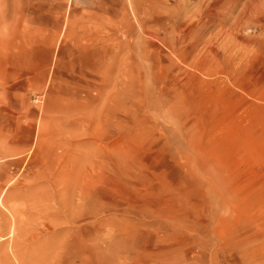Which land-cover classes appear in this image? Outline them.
I'll use <instances>...</instances> for the list:
<instances>
[{
  "label": "rangeland",
  "instance_id": "374dc122",
  "mask_svg": "<svg viewBox=\"0 0 264 264\" xmlns=\"http://www.w3.org/2000/svg\"><path fill=\"white\" fill-rule=\"evenodd\" d=\"M206 1L0 0V264H264V0Z\"/></svg>",
  "mask_w": 264,
  "mask_h": 264
},
{
  "label": "bare ground",
  "instance_id": "6f19581e",
  "mask_svg": "<svg viewBox=\"0 0 264 264\" xmlns=\"http://www.w3.org/2000/svg\"><path fill=\"white\" fill-rule=\"evenodd\" d=\"M184 1L186 2L187 0H184ZM238 1L239 0H208V1H206V4L204 5V11L202 12L200 10L201 14H203L204 17L206 18V20L205 19L203 20V23L207 25L208 23L213 22V24H219V25L223 26L226 19H227V16L231 14L234 7L237 5ZM253 3H255V1H253ZM247 4H248V2H247ZM247 4L246 5L244 4L243 8H241V10L239 11V16H240L239 18H241V21H243V22H244V20H242V19H245L246 17H250L254 13H257L261 10L258 6L259 5L258 3H256V8L253 6L252 7L247 6ZM238 20L240 21V19H238ZM258 22H260V21H258ZM185 33H186V31L184 32L183 37H185ZM17 255H19V254H17ZM19 264H20V262H19Z\"/></svg>",
  "mask_w": 264,
  "mask_h": 264
},
{
  "label": "crops",
  "instance_id": "0c3cea01",
  "mask_svg": "<svg viewBox=\"0 0 264 264\" xmlns=\"http://www.w3.org/2000/svg\"><path fill=\"white\" fill-rule=\"evenodd\" d=\"M38 2H40V1H48V2H52V1H56V0H37Z\"/></svg>",
  "mask_w": 264,
  "mask_h": 264
}]
</instances>
